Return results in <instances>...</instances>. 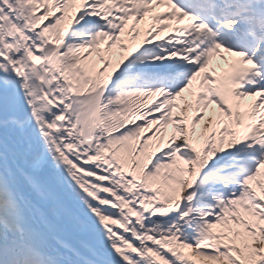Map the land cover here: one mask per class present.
Here are the masks:
<instances>
[{"label":"snow or ice","instance_id":"1","mask_svg":"<svg viewBox=\"0 0 264 264\" xmlns=\"http://www.w3.org/2000/svg\"><path fill=\"white\" fill-rule=\"evenodd\" d=\"M0 264H264V0H0Z\"/></svg>","mask_w":264,"mask_h":264}]
</instances>
